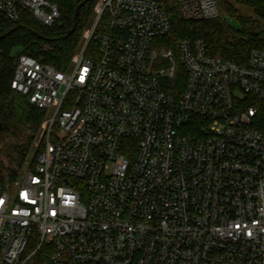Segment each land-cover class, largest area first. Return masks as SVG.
Masks as SVG:
<instances>
[{
  "label": "built area",
  "instance_id": "2783aa9c",
  "mask_svg": "<svg viewBox=\"0 0 264 264\" xmlns=\"http://www.w3.org/2000/svg\"><path fill=\"white\" fill-rule=\"evenodd\" d=\"M171 7L222 17L220 0H98L73 71L19 56L11 86L48 120L37 156L0 172V264H264V49L167 47ZM23 12L61 16L0 0Z\"/></svg>",
  "mask_w": 264,
  "mask_h": 264
},
{
  "label": "trees",
  "instance_id": "16d2710c",
  "mask_svg": "<svg viewBox=\"0 0 264 264\" xmlns=\"http://www.w3.org/2000/svg\"><path fill=\"white\" fill-rule=\"evenodd\" d=\"M53 1L58 4L61 16L51 26L40 24L29 12H23L18 22L0 15V36L5 34L0 38V109L4 107L7 114L12 115L16 103H24L25 117L31 131L26 140L11 145L6 160L0 155V172L8 170L15 173L17 168L24 165L36 134L48 120L46 110L31 105L11 86L19 56L27 54L43 63L66 69L82 48L85 30L93 28L95 24L98 0L85 3L76 30L63 38L74 26L76 8L83 0ZM239 7L251 10L252 15L243 14ZM220 9L221 18L194 21L185 20L177 7L169 8L172 29L165 37L166 46L177 48L178 42L185 38L203 39L210 54L241 63L247 61L251 49H264V0H220ZM225 16L235 19L239 27L231 25ZM18 25L21 27L7 33ZM32 30L43 37L33 34ZM17 48L21 50L15 51ZM89 48H97V43L91 41ZM44 255V251L39 252L32 264H45L47 257L45 259Z\"/></svg>",
  "mask_w": 264,
  "mask_h": 264
},
{
  "label": "rangeland",
  "instance_id": "374dc122",
  "mask_svg": "<svg viewBox=\"0 0 264 264\" xmlns=\"http://www.w3.org/2000/svg\"><path fill=\"white\" fill-rule=\"evenodd\" d=\"M239 8H240L239 10L243 14L252 15L251 10L245 7H239ZM225 18L231 25L235 27H239V24L235 19L229 16L227 17L225 16ZM91 29L92 27L89 28L88 30H85V33L83 36L84 37L83 45L86 39L89 37L91 33ZM81 49L82 48H80V50ZM17 50L20 51L21 49L17 48L15 51ZM75 65H76V60H73L70 63V65L66 68V70L73 71ZM25 112H26V106L24 103L22 104L16 103V105L13 107L12 115L11 113L10 114L8 113V115H6L7 112L3 109V113H5L4 114L5 116L3 115V122H2L3 124L0 126V155L2 156L4 160L7 159V154L12 144L20 143L23 139L26 140L30 136L31 131L29 128V122L27 121L25 117L26 116ZM5 126L7 127V129H4ZM46 128H47V124L45 123L44 125H42V128L36 134L34 138V142L32 143L28 151V154H27V157L24 163L33 159L35 155L38 153V151L43 147L42 140L44 138V133H45ZM44 257L46 259L47 257L46 254L44 255Z\"/></svg>",
  "mask_w": 264,
  "mask_h": 264
},
{
  "label": "water",
  "instance_id": "95a60500",
  "mask_svg": "<svg viewBox=\"0 0 264 264\" xmlns=\"http://www.w3.org/2000/svg\"><path fill=\"white\" fill-rule=\"evenodd\" d=\"M93 0H83L76 8V11H75V15H74V20H75V23H74V26L63 36V38H67L68 36H70L72 33H74V31L76 30L77 28V24H78V18H79V15H80V12H81V9L82 7L85 5V3L87 2H91ZM21 26L18 25L16 27H14L12 30H10L9 32L7 33H10L11 31L17 29V28H20ZM32 33L33 34H37L40 38H42L43 36L38 33L37 31L35 30H32ZM5 34L1 35L0 38H2Z\"/></svg>",
  "mask_w": 264,
  "mask_h": 264
},
{
  "label": "flooded vegetation",
  "instance_id": "af4514ba",
  "mask_svg": "<svg viewBox=\"0 0 264 264\" xmlns=\"http://www.w3.org/2000/svg\"><path fill=\"white\" fill-rule=\"evenodd\" d=\"M3 109H4V107L2 108V109H0V126L3 124L2 122H3V115L5 114V113H3ZM6 115H8L7 113H6ZM5 116V115H4ZM6 127V126H5ZM4 127V128H5Z\"/></svg>",
  "mask_w": 264,
  "mask_h": 264
}]
</instances>
